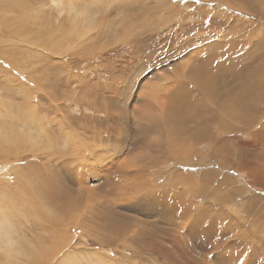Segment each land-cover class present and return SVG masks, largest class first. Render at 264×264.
I'll list each match as a JSON object with an SVG mask.
<instances>
[{"label":"rangeland","instance_id":"374dc122","mask_svg":"<svg viewBox=\"0 0 264 264\" xmlns=\"http://www.w3.org/2000/svg\"><path fill=\"white\" fill-rule=\"evenodd\" d=\"M24 2L0 12V264H264V101L211 98L264 88V0Z\"/></svg>","mask_w":264,"mask_h":264},{"label":"bare ground","instance_id":"6f19581e","mask_svg":"<svg viewBox=\"0 0 264 264\" xmlns=\"http://www.w3.org/2000/svg\"><path fill=\"white\" fill-rule=\"evenodd\" d=\"M24 2V1H26V0H0V12L1 11H4V10H10V13L11 12H16V13H19V10H20V8L19 7H25L24 6V3H23V5L21 6V5H19L18 6V3L19 2ZM53 2H55V1H53ZM27 3V2H26ZM20 12H22V8H21V10H20ZM23 14H24V12H22ZM1 15H2V13H1ZM25 15V14H24ZM4 16V15H3ZM3 18V17H2ZM4 18H5V16H4ZM3 21H5L4 19H2V20H0V23L2 24L3 23ZM16 21V20H15ZM14 21V22H15ZM18 22H20V21H18ZM20 24V23H19ZM11 33V32H10ZM6 58V57H5ZM234 63H235V60H234ZM213 64V63H212ZM239 64V63H238ZM238 64H237V68L235 67L234 69L232 68V66L231 67H229L228 68V70L226 71L227 73H228V75L230 76V80L232 79L233 81H236V80H239V78L241 77V75L243 74H238V71H240V70H242L243 68H240V66H238ZM245 68V67H244ZM219 70V69H218ZM218 70H216V71H218ZM225 74V73H224ZM247 74V73H246ZM263 74H264V69H263ZM258 77H259V75H257ZM228 77V76H227ZM263 77H264V75H263ZM246 79V78H245ZM250 79H252V78H250ZM263 79V78H262ZM229 80V81H230ZM241 81H242V79H240ZM239 80V81H240ZM247 80H249L248 78H247ZM253 80V79H252ZM251 80V81H252ZM223 82L225 81V80H222ZM238 81V82H239ZM240 81V82H241ZM254 81H255V78H254ZM243 82H244V80H243ZM248 82V81H247ZM253 82V81H252ZM255 83H256V81H255ZM261 83V82H260ZM215 84H216V82H215ZM252 84V83H251ZM251 84H249L248 83V85L247 86H245V89H239L240 87H237L238 89H237V92H236V90L234 89V91L232 92L230 89L231 88H223L224 89V91L223 92H225V94L222 96L220 93H217L216 94V96L215 97H211V98H213L212 99V102L216 105L217 103H219V105L221 106V107H224V104L223 103H226V106H225V108H227V107H230V106H234V104L236 103V109L234 108V111H235V113L237 114V115H239V116H243L245 119H247L246 117H248L250 120L253 118V116H252V114H255L256 112H258V108H257V104H258V102L260 103V102H263L264 101V88H258L257 90L255 89V87H253V85H252V88H251ZM235 85V84H234ZM239 85V84H238ZM237 85V86H238ZM242 85H243V83H242ZM250 85V88L248 87ZM234 87V86H233ZM249 89H248V88ZM217 88H218V85H217ZM220 88V87H219ZM241 88H243V87H241ZM201 89H203V88H201ZM208 91L209 90H207V93H208ZM221 91V90H220ZM205 93H206V91H204ZM203 91L200 93V96L204 93ZM222 92V91H221ZM210 93V92H209ZM251 93V94H250ZM208 95V94H207ZM200 96H198V98H202V97H200ZM196 97V96H195ZM243 98H245V100L247 101H250V102H246V101H244V100H242ZM196 100H198V99H196ZM183 101V100H182ZM185 101H187V102H185ZM184 102L185 103H187V104H183V105H181V108L183 109V112H182V115H183V118L181 119V126L183 125V127H185L186 125H187V120L192 116V112H193V108H194V106H196L195 105V103H194V101L193 100H185ZM237 101H239V102H237ZM212 103V104H213ZM198 105V104H197ZM196 109H199L198 108V106H196L195 107ZM207 109V112L209 113L210 112V109H208V108H206ZM170 114H172V113H170ZM242 117V118H243ZM169 120L171 121V122H173V119L172 118H170L169 117ZM215 121H216V119H215ZM249 121V120H248ZM211 124H216L215 122L214 123H211ZM210 125V124H209ZM222 125V124H221ZM243 126V125H242ZM247 126L248 127H250L251 125L249 124V123H247ZM215 127V126H214ZM213 127V128H214ZM1 128H3L2 126H1ZM221 128H223V129H225V126L223 125V126H221ZM232 128V126L231 125H227L226 126V129H231ZM206 128H204V129H199V130H197L196 128L195 129H193L190 133H188L186 136H182V137H180V138H183V139H188V140H190L191 142H188L187 143V145L184 147V150H183V148H181V150L180 151H182V152H180V153H182L183 155H185V154H188L189 152H190V147L192 146V144H195V143H197V142H199V141H201V140H203L204 138H206L208 135H209V133L212 131L211 130V127H210V129H208V130H205ZM203 133H207V134H204L203 135ZM213 133V132H212ZM262 133H263V135L262 136H259V138H261L262 140H264V127H263V131H262ZM213 135V134H212ZM78 137V136H77ZM6 141H8L10 144H13V145H11V146H15L14 144H16L15 143V141H17L18 139L16 138V137H14V135L13 136H11V137H7V138H4ZM177 139H178V137H177ZM177 139L176 140H174V141H177ZM211 139V138H210ZM2 140H1V138H0V142H1ZM8 143V144H9ZM3 145H0V147H2ZM95 148V147H94ZM261 163V162H260ZM261 166V165H260ZM261 169H262V172H264V164L262 165V167H261ZM259 171H260V169H259ZM256 172H258V171H256ZM137 173H140V172H137ZM210 175V174H209ZM260 175V174H259ZM207 176V175H206ZM261 177V176H260ZM259 177V178H260ZM205 179L204 180H206V177H204ZM263 180H264V176L263 177H261ZM212 179V178H211ZM209 180H210V177H209ZM260 180V179H259ZM206 181H208V180H206ZM194 185H195V183H193ZM204 184V183H203ZM205 184H207V182L205 183ZM264 184V183H263ZM262 184V185H263ZM199 186V185H198ZM201 186H199L198 187V189L200 188ZM195 188V187H194ZM202 188H204V187H202ZM61 189V188H60ZM52 191L55 193V195H59V192H57L56 193V190L54 189V188H52ZM208 197V196H207ZM210 198V197H209ZM71 200V198L70 197H66V201L67 202H69ZM71 203V202H70ZM72 204V203H71ZM220 205V204H219ZM218 205V206H219ZM222 206V205H221ZM4 216V214H1V216L0 217H3ZM5 220H6V223L10 226V223H11V220L8 218V215H6V217H5ZM52 224V223H51ZM58 224V223H57ZM57 224H53L54 226H56ZM236 224V223H235ZM107 227V226H106ZM225 228H228V226H226ZM231 228V227H230ZM230 228H229V232H230ZM236 228V227H235ZM210 230H212V229H210ZM224 230V229H223ZM235 230V229H234ZM4 232L5 233V231L6 230H4V229H0V232ZM129 231V230H128ZM192 232V231H191ZM224 232V231H223ZM111 233V232H110ZM207 233V232H206ZM218 233H220V231L218 232ZM217 233V234H218ZM236 233H237V229H236ZM1 234V233H0ZM8 233H7V231H6V233H5V237L7 238L8 237V235H7ZM192 234H194V233H192ZM191 234V235H192ZM226 234H227V232H226ZM109 235H112V234H109ZM123 236V235H122ZM194 236V235H193ZM0 237H2V236H0ZM195 237V236H194ZM2 239V238H1ZM0 239V240H1ZM11 240V239H10ZM12 241V240H11ZM13 244V241L10 243V245H12ZM7 246H8V243H7ZM8 258H9V256H8ZM52 258V257H51ZM51 258L50 259H47L46 261H40V259L38 258V257H33L32 259H31V262H28L27 264H42V262H44V263H46V264H49L50 262H51ZM61 262V261H60Z\"/></svg>","mask_w":264,"mask_h":264},{"label":"snow or ice","instance_id":"6c2138e0","mask_svg":"<svg viewBox=\"0 0 264 264\" xmlns=\"http://www.w3.org/2000/svg\"><path fill=\"white\" fill-rule=\"evenodd\" d=\"M200 2V0H197V3H199ZM209 247H210V245H209Z\"/></svg>","mask_w":264,"mask_h":264}]
</instances>
